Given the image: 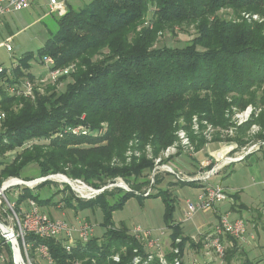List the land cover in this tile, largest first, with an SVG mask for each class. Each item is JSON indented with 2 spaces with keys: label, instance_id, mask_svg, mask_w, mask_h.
Listing matches in <instances>:
<instances>
[{
  "label": "trees",
  "instance_id": "trees-1",
  "mask_svg": "<svg viewBox=\"0 0 264 264\" xmlns=\"http://www.w3.org/2000/svg\"><path fill=\"white\" fill-rule=\"evenodd\" d=\"M223 10L229 11L231 18L220 16ZM243 13L264 17V0H90L79 9L70 3L64 16H54L57 30L38 50L39 58L54 59L53 69L75 65L73 73L60 78L59 82L69 78L66 90L59 92L48 85L43 94L37 92L35 100L8 92L7 86H16L22 77L35 80L33 74L22 71L31 68L36 56L33 52L19 59L12 75L0 73V108L7 111L0 129V155L36 139L48 141L34 144L11 161L1 159L0 179L19 176L28 165L36 164L41 177L68 167L72 177L93 186L102 187L122 177L141 190L147 181L139 180L149 177L152 159L124 161L127 166L123 167L112 162L133 144L153 148L154 159L177 141L182 118L188 124L193 116H204L214 126L225 127L229 125L225 113L230 105H264V93L259 96L254 89L264 85V24L249 22ZM185 24L195 27L193 40L181 47H157L160 35ZM231 94L234 99L230 104L227 98ZM12 105L17 106L16 111L8 109ZM79 124L94 130L103 126L105 133L53 138L63 126ZM86 144L90 146L83 147ZM156 184L161 185L162 179ZM135 193L125 191L114 205L107 203L105 196L99 201H79L76 210L80 204L83 208L99 205L104 210L106 232L88 242L78 240L70 252L62 238L30 235L27 240L35 244L33 251L37 245L46 246L53 264H133L136 256L145 261L143 243L128 228L112 224L114 211L132 198L140 202L146 199ZM28 197L41 207L54 205L53 197L41 199L31 192L19 202ZM154 197L165 203V222L173 230L171 247H178L183 258L192 240L182 236L179 225L171 221L176 200L170 187L158 188L149 198ZM65 202L68 208L75 207L73 197H66ZM179 238L181 242L176 244ZM227 238L225 262L232 264L245 252L236 240ZM191 246L202 247L193 242ZM115 255L119 262L113 259ZM166 258L174 264L171 250ZM149 264H160L159 258ZM242 264H264V259L253 261L244 255Z\"/></svg>",
  "mask_w": 264,
  "mask_h": 264
},
{
  "label": "rangeland",
  "instance_id": "rangeland-1",
  "mask_svg": "<svg viewBox=\"0 0 264 264\" xmlns=\"http://www.w3.org/2000/svg\"><path fill=\"white\" fill-rule=\"evenodd\" d=\"M39 1L43 2V0ZM89 2L90 0H77L72 2V5L76 9H79L85 7ZM46 14L47 8H39L38 6H33L27 11L25 10L22 12L9 14L0 20V68L9 72L13 70L15 66H18L19 59L25 53L33 52L36 54V56L35 59L30 62L31 68L28 70L22 68L23 73L25 75H27L28 73L34 74L35 79L36 77H42V74L43 76L45 75L44 66L40 63L39 60L38 50H40L44 46L45 42L51 37V34L57 30V21L54 15ZM151 15L152 13L149 14V16ZM220 16H223L227 19L231 18L230 12L226 10L221 11ZM195 36V27L193 25L185 24L183 26L175 28L174 32H164L162 35H160L157 40V47H181L184 46L187 42L193 40ZM8 38L12 39L11 51H8L4 46V43L9 40ZM22 78L23 79H20V81L25 80L24 77ZM69 81L70 80L68 78L67 81L59 82L57 85L54 86L59 92H64L66 90V85ZM48 85H45V87H48ZM37 86L39 87L40 85L37 84ZM254 89H257V95L259 96L264 93V85H262L260 88L254 87ZM232 97L233 95L231 94L227 98L228 103L230 104L232 102V99H234ZM15 108H17V106L13 107L12 105L8 109H11V111L12 109L16 111ZM0 110H4L7 115V111L5 109L1 107ZM246 115L248 117H246ZM195 116L198 119V128H194V126H192L194 124V116L191 119V122H188V124H186L184 118H182L179 122L182 123L180 124V129L186 131L190 140L189 143L191 145L189 147H183L177 137V147L179 148L178 152L175 153L177 157L181 154L186 153L187 156L195 155L201 149V144L205 143L204 146H206L209 143H212L213 141H218L223 146H228L229 144L234 145L235 147L231 150L232 153L235 151L239 154H242L243 150H247L257 145L260 141H264V105L258 102L257 104L250 103L244 107H240L234 104L230 105V108L227 109L225 113V116L229 121V125L225 127L214 126L204 116ZM81 118L80 121L83 122V119ZM2 126L3 124L1 125L0 129L2 128ZM187 127L190 130L187 129ZM102 128L100 129L102 130L103 135L105 131ZM43 143L47 142L43 141ZM33 145L34 144L29 143L28 145H23L22 147L6 152L5 154L1 153L0 161H2L1 159H4L5 161H11L14 157H16V155L18 156L20 154H23L26 150L31 149ZM89 146L90 145L86 144L83 147ZM152 149L153 148H151V153L153 154L154 152L152 151ZM263 149L264 147L258 150L257 152L255 151L253 154L261 152ZM132 150H134V152H136L137 154L136 157H133V159L141 160L143 157H146V159H150V152H147V148H144V145H140L139 147L134 146ZM161 153L158 156H162ZM128 154L129 153H126L123 157L114 159V161L112 162H114V165L116 167L127 166L124 161H127L125 157ZM229 155L231 156V154ZM163 158L166 159V157L164 156ZM249 159L250 160H247L241 164H236L234 166L235 169L233 167L228 168L225 173H222L223 175L219 176L218 178L216 177L215 180H212L210 182V186L220 185L228 194V199L225 202L219 204L220 206H222V208H230L229 206L234 202L233 199H235L234 196L231 195L236 192H240L239 194L242 196V201L246 205L245 210H247V212L248 210H257L258 208H262V204L264 203V183L259 184V167H262L264 164L258 163L255 155H253ZM171 160H173V157L169 161ZM65 168L66 169H64L65 171L63 172L47 174V176L62 174L67 175L68 177H72L69 174L70 169H68V167ZM41 176L42 175L39 167L36 164H30L25 169H23L19 176L12 175L2 177L0 179V184L5 182L9 178L34 180L42 178ZM230 177H232L233 180ZM159 178L162 179L163 183L161 185H154V190L151 196L157 194L158 188H169V185L172 183V181H176L174 176L164 175V173H160L157 177V180ZM120 179L132 190H135V194L137 196H143L144 192L150 187L149 177L141 178L139 180V182H142L144 180L147 181V184L144 185L141 190L134 189V182H128L122 177H116L110 182H114ZM253 182H256V185H252L251 183ZM237 183L239 185L244 184L245 187H238ZM93 187H95L96 189L102 188L101 186ZM236 187H238L239 191H235L237 190ZM186 190L189 191L188 188H185L184 190L172 189L173 197L176 200V211L173 214V219L171 220L172 223H175V221L179 222L180 219H185L184 207H186V199L188 198V196L191 198V200L195 199L194 197H191V195H186ZM23 191L25 192V194L26 192H34V194L39 195L41 199L53 197L54 205L43 207V211L49 214V216L55 220H63L70 227H78L80 223L87 222L94 229V237H102L106 232V215L104 213V210L99 205L83 208V205L80 204V207L77 209V211L75 208L78 206L79 201L81 200H78L73 193H70L68 191L61 192L60 185L57 182H44L42 186L38 187L34 191H30L29 189H23ZM124 195L125 191L123 189L114 188L106 190L100 196H97L96 199L93 200L99 201L103 196H105L107 198V203L114 205ZM7 196L13 203L17 202L16 196L12 193V191L8 192ZM69 196L73 197L75 206L74 208H68L65 202L66 197ZM144 198L146 199H142V202H140L138 198H132L122 209L114 211L112 215V224H114L116 228H128L130 230V233H132V231L136 227H141L145 232L150 231L152 239L157 240L160 246L151 249L149 248L147 243L144 242L143 244L145 246L147 254L152 253L155 257H157L158 253H162L166 256V250L171 247V242L169 243V240L173 230L169 228L168 224L165 222V203L160 197ZM24 207H27V204H24ZM229 216H231V218H234L235 215ZM245 216L246 213L244 214V219L246 218ZM256 216L259 215L253 214L252 218L247 220V231L244 238L236 240L240 251L245 252L243 254L247 255L253 261L264 259V212L262 213V216L260 215V218H257ZM199 218L202 220H207L208 217H206L203 213L198 214V216H196L195 218V224H197ZM188 222L189 224H192V220ZM209 228L210 229L207 233L205 232L203 233V235L201 234V236L196 237V239L200 238L199 243L201 244L199 245H202L201 248H188L189 250H191V252L189 253L191 254V257L187 256L186 261H189L190 264H226V251L223 257H218V255L214 252L213 248L211 247L210 242L205 239V237L212 234L214 230V227L212 226H210ZM75 237L77 238L78 236ZM223 243L227 248L229 247V241L227 237L223 239ZM244 255L236 257L232 264H242L244 260ZM5 256L6 263L4 264H14L10 252H5ZM30 256V261L26 260L27 264H53L45 255H43V257H40V255L32 249L30 250ZM0 264L2 263L0 262Z\"/></svg>",
  "mask_w": 264,
  "mask_h": 264
},
{
  "label": "built area",
  "instance_id": "built-area-1",
  "mask_svg": "<svg viewBox=\"0 0 264 264\" xmlns=\"http://www.w3.org/2000/svg\"><path fill=\"white\" fill-rule=\"evenodd\" d=\"M77 0H48V13L57 17L64 16L68 11V6L70 3ZM31 6V0H0V20L5 16L22 12L29 9ZM243 17L251 21H256L264 24V17L253 14H243ZM149 20V18H147ZM12 39L7 40L4 43L5 48L8 51L12 50ZM40 63L44 66L45 75L42 77H36L34 81L25 79L19 81L16 86H7L8 92L11 95L18 96L25 99L35 100L37 97V92L43 94L45 92V85H57L61 77L69 76L75 71V65H71L64 69H53L55 61L49 56L39 58ZM3 71L0 68V73ZM13 70L7 72V74L12 75ZM47 74V75H46ZM48 83V84H47ZM37 84L40 86L38 87ZM246 117H248L246 115ZM7 118L6 112L0 110V127L5 122ZM85 117L83 116L82 119ZM247 119V118H246ZM197 117L193 118L194 128H198ZM182 123H179V125ZM180 127V126H179ZM102 133L101 130H93L89 126L82 124L76 126L65 125L62 130L59 131L53 138L63 137L64 135L71 136H93L98 137ZM176 135L179 139L180 144L183 147H189V137L185 130L178 129ZM48 142V141H45ZM176 141L173 145L169 146L164 150L161 155L153 159L151 153V147L147 146V152H150V159L153 160V168L150 171L149 180L150 187L144 192V197H150L154 190V185L156 184L157 177L160 173L164 175H172L175 177L176 181H181L187 184H200L207 186L204 194L199 197L197 202L188 203L187 211L185 213V221L189 220L192 214L200 211L210 210L213 211L216 206L225 202L228 199V194L221 186H210L209 181L216 177L224 166H230L235 162L244 160L248 155L257 152L264 147V141H260L257 145L243 150L242 154L236 156H227L221 162L213 163L211 160H207L202 163V169L193 175H184L177 172L169 165V160L176 156L175 153L178 152V147ZM36 144L43 143V140H34L26 143ZM134 146H138L133 144ZM133 146V147H134ZM133 147H131L127 153V161H131L133 157H136V152H134ZM130 151V152H129ZM172 155V156H171ZM166 157V159L163 158ZM165 162V163H164ZM57 182L60 185L61 192L68 191L73 193L74 196L81 201H89L96 199L106 190L121 188L126 192H132V189L128 187L121 179L110 182L108 185L102 186V188H95L83 179L68 177L67 175L57 174L42 177L34 180H24L20 178H9L5 182L0 184V262L2 264L6 263L5 252H10L12 256V261L14 264H20L17 262L16 257L19 254L27 264L30 261V250L34 247V243L29 242L28 236L34 235L40 239H63L64 247L68 252L71 251L72 247L77 243L78 240L82 242H88L92 237H94L93 227L87 223H80L78 227H70L63 220H55L43 211V207L31 197L26 198L24 201L19 202L21 198L24 197L25 192L23 189H29L34 191L38 187L42 186L44 182ZM16 196L17 202L13 203L7 196L8 192H11ZM34 194V192H32ZM139 194V193H137ZM27 204V207H24ZM247 231V222L240 218L237 220H230V218L225 215L220 218V221L216 226L212 234L205 237L207 241L210 242L211 247L218 257H223L227 247L223 243L225 237H230L234 240L243 239ZM133 236L141 243L146 242L149 248L159 247V242L152 239L150 231H144L141 227H136L132 231ZM203 233H198L197 236H201ZM75 236H78L77 238ZM195 237V239H196ZM200 239V238H199ZM181 239L176 240V244H179ZM144 245V244H143ZM36 252L43 257L45 255L52 263L49 256L48 248L43 244L37 245L35 248ZM170 250L175 254L174 264H182L183 259L180 257V250L178 247H170ZM208 251V248H207ZM160 264H169L166 256L162 253H158ZM116 262L120 261L118 255L113 256ZM155 259L152 253H148L145 261L141 256H136L133 260V264H149ZM144 261V262H143Z\"/></svg>",
  "mask_w": 264,
  "mask_h": 264
},
{
  "label": "crops",
  "instance_id": "crops-1",
  "mask_svg": "<svg viewBox=\"0 0 264 264\" xmlns=\"http://www.w3.org/2000/svg\"><path fill=\"white\" fill-rule=\"evenodd\" d=\"M33 6H38L39 8L40 7L47 8V14L49 15V13H48V10H49L48 9V0H43V2H40L39 0H31L30 8ZM10 38H12V37H10ZM10 38H8V39H10ZM234 147L235 146L231 145V144H229L228 146H223L218 141L217 142L213 141L212 143H209L206 146H202L201 149L195 155L187 156L186 155L187 153H186V154H181L178 157H177V155L174 156L173 160L169 161V165L172 166V168L179 173H182L184 175H193L202 169V163H204L207 160H211V161H213V163H218V162H221L225 157L230 156L229 154H231V156L232 155H238L239 154L238 152L234 151L235 153L234 152L232 153L231 150ZM182 153H184V152H182ZM253 155H255L258 163L264 164V149H263L261 152L248 155L244 160L235 162L230 166H224V168L221 170V172L216 177L218 178L219 176L223 175L222 173H225L228 170V168H230V167L234 168V166L236 164H241L247 160H250L249 158L252 157ZM259 174H260L259 184H263L264 183V165L262 167H259ZM216 177L211 179L209 181L208 185H210V182L212 180H215ZM223 177H225V176H223ZM230 178L233 180L232 177H230ZM162 183H163V181H162ZM251 184L256 185V182H253ZM170 185L171 186H169V187H170L171 193H172V189L184 190L185 188H188L189 191H187V190L185 191L186 195H191V197L195 198L194 200H191V198L188 196V198L186 199V207H184V213H186V211H187L188 203L189 202L190 203L197 202L199 197L204 194V191L207 188V186H205V185L187 184V183H184L181 181H177V182L172 181V183ZM218 186H220V185H218ZM238 187H245V185L244 184H241V185L238 184ZM238 187H236L237 190H235V189L234 190L239 191ZM239 193L240 192H236V193L231 195V196H234L235 199H233L234 202L229 206L230 208H222V206L219 205V206H216L213 211L206 210V211H200V212H197L195 214H192L190 219L187 221H185V219H183V220L180 219L179 222L175 221L174 225H179V228L182 232V236L190 238L193 243L196 242L195 244L198 245L201 243H199L200 239H195L196 235L198 233H205V232L207 233L208 230L210 229L209 227L210 226H212V227L216 226L218 224V222L220 221V218L222 216L227 215L230 218V220H237L240 218L244 219L243 217H244V214L246 213V216H245L246 220L244 219L246 222L248 219L252 218L253 214L259 215L256 217L260 218V215L262 216V213L264 212V203L262 204L263 205L262 208H258L257 210H248V212H247V210H245L246 205L242 201V196ZM258 194H259V192H258ZM172 195H173V193H172ZM229 196H230V194H229ZM201 213H203L206 217H208L207 220H202L199 218V220L197 221V224H195L194 222H195L196 216H198V214H201ZM229 215H235V216H234V218H231V216H229ZM190 220H192V224H189L188 221H190ZM195 229H196V231H195ZM171 235H172V233H171ZM170 242H171V239L169 240V243ZM169 247H170V244H169ZM191 247H192L191 244L188 243V245L184 251V256L182 258L183 264H190V262L186 261V259H187V256L191 257V254H189L191 252V250L188 249ZM195 248L199 249L201 247L196 246ZM168 250H170V248ZM168 250H166L167 253L169 252ZM189 260H190V258H189Z\"/></svg>",
  "mask_w": 264,
  "mask_h": 264
},
{
  "label": "bare ground",
  "instance_id": "bare-ground-1",
  "mask_svg": "<svg viewBox=\"0 0 264 264\" xmlns=\"http://www.w3.org/2000/svg\"><path fill=\"white\" fill-rule=\"evenodd\" d=\"M16 260L18 263L24 264V261L22 260V257L19 254H17Z\"/></svg>",
  "mask_w": 264,
  "mask_h": 264
}]
</instances>
